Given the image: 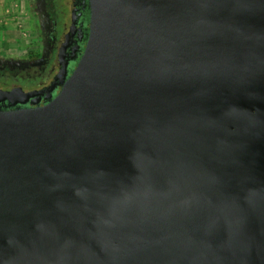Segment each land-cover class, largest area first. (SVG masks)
<instances>
[{"label": "water", "instance_id": "water-1", "mask_svg": "<svg viewBox=\"0 0 264 264\" xmlns=\"http://www.w3.org/2000/svg\"><path fill=\"white\" fill-rule=\"evenodd\" d=\"M53 97L0 110V264H264V0H88Z\"/></svg>", "mask_w": 264, "mask_h": 264}, {"label": "flooded vegetation", "instance_id": "flooded-vegetation-1", "mask_svg": "<svg viewBox=\"0 0 264 264\" xmlns=\"http://www.w3.org/2000/svg\"><path fill=\"white\" fill-rule=\"evenodd\" d=\"M25 4L30 44L22 58L0 57V110L35 107L53 97L75 67L87 36L88 0Z\"/></svg>", "mask_w": 264, "mask_h": 264}, {"label": "rangeland", "instance_id": "rangeland-1", "mask_svg": "<svg viewBox=\"0 0 264 264\" xmlns=\"http://www.w3.org/2000/svg\"><path fill=\"white\" fill-rule=\"evenodd\" d=\"M27 16L25 0H0V57L15 61L25 56L30 44Z\"/></svg>", "mask_w": 264, "mask_h": 264}, {"label": "crops", "instance_id": "crops-1", "mask_svg": "<svg viewBox=\"0 0 264 264\" xmlns=\"http://www.w3.org/2000/svg\"><path fill=\"white\" fill-rule=\"evenodd\" d=\"M8 22V21H7Z\"/></svg>", "mask_w": 264, "mask_h": 264}]
</instances>
